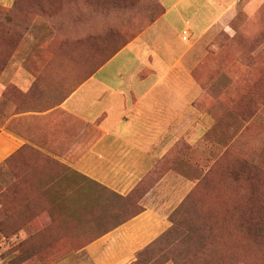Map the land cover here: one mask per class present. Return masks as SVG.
Returning <instances> with one entry per match:
<instances>
[{
	"label": "crops",
	"instance_id": "obj_1",
	"mask_svg": "<svg viewBox=\"0 0 264 264\" xmlns=\"http://www.w3.org/2000/svg\"><path fill=\"white\" fill-rule=\"evenodd\" d=\"M159 1L163 13L79 86L65 85L63 97L56 67L27 80L29 103L9 105L0 124V167L15 190L25 176L21 199L38 205L34 231L72 233L79 218L108 219L73 252L76 264H131L170 227L193 184L184 171L215 148L207 105L221 85L209 76L206 42L241 0Z\"/></svg>",
	"mask_w": 264,
	"mask_h": 264
},
{
	"label": "rangeland",
	"instance_id": "obj_2",
	"mask_svg": "<svg viewBox=\"0 0 264 264\" xmlns=\"http://www.w3.org/2000/svg\"><path fill=\"white\" fill-rule=\"evenodd\" d=\"M239 4L237 15L206 42L209 76L221 85L220 95L207 105L216 120L207 131L215 148L207 147L198 155V167L184 171L193 184L183 205L171 211L168 239L131 264H264V224H254L264 218V0ZM160 13L159 0H13L0 6V124L9 105L20 111L29 103L22 88L38 76L48 77L55 58L62 64L55 80L63 97L65 85L84 81ZM87 34L92 35L88 42ZM68 47L62 53L66 63L58 50ZM6 175L1 166L0 264H25L20 246L29 236L38 238L31 226H37L38 205L21 199L27 190L24 175L17 176V190L16 182L7 185ZM107 220L77 219L74 231L96 234ZM74 231L50 235L63 239L65 256L77 251ZM73 255L57 264H76L71 258L79 256Z\"/></svg>",
	"mask_w": 264,
	"mask_h": 264
},
{
	"label": "trees",
	"instance_id": "obj_3",
	"mask_svg": "<svg viewBox=\"0 0 264 264\" xmlns=\"http://www.w3.org/2000/svg\"><path fill=\"white\" fill-rule=\"evenodd\" d=\"M159 4L161 6V13L154 17L153 19L150 20L148 26H150L164 11V8L163 6L161 5L160 1H159ZM147 26V27H148ZM144 30V29H143ZM142 30V31H143ZM140 33V32H139ZM138 33V34H139ZM137 34V35H138ZM136 35V36H137ZM90 36H92L91 34H87L86 36V41L88 42L89 41V38ZM135 36V37H136ZM133 37V38H135ZM133 38H130L129 40H127L125 43L122 44L121 47H119L116 51L113 52L112 55H110V57H108L107 59H105V61L100 64L97 69L92 72L89 76H91L93 73H95L106 61H108L111 57H113L117 52H119L129 41H131ZM70 45L74 46L75 45V40L73 39L70 43ZM89 46V45H88ZM68 48H66V50L64 49H59L58 52H59V58H65L66 59V63L67 61H69L66 57H64L63 55L65 54V52H68ZM56 52V53H58ZM55 53V55H56ZM64 53V54H62ZM74 55H75V58L74 60H76V50L74 48ZM55 57V56H54ZM57 57V55H56ZM57 58H55L53 60V63L49 65V67H56V69L60 66L62 67L60 61L58 62L56 60ZM73 60V61H74ZM76 73V72H75ZM77 74V73H76ZM88 76V77H89ZM87 77V78H88ZM86 78V79H87ZM85 79V80H86ZM84 80V81H85ZM82 81V82H84ZM81 82V83H82ZM81 83H79L78 85H73V87L75 88V86H79ZM72 87V88H73ZM71 88V89H72ZM69 92V91H68ZM187 198V197H186ZM175 208V210L179 209L183 203L185 202V199ZM129 217H124L122 219H118L119 221L116 220V222H121L123 220H127ZM170 218V217H169ZM79 219H83V218H79ZM171 221V220H170ZM264 224V218H261L260 220H257V222H255L254 224L255 225H260V224ZM171 224H172V221H171ZM103 225V223H102ZM168 230V229H167ZM165 230L162 234H160L155 240H153L149 245H147L144 249L140 250L137 255H136V260L138 261L139 260V257L140 255H142L144 252H153L154 250H156L157 248L161 247L162 244L161 242H165L167 239H168V236L170 235V230ZM52 233H57V232H54L52 228H42L38 231H36V234L38 235V238L37 239H32L31 236H29L28 238L24 239L22 242H21V260L23 263L25 264H54L55 262H57L59 259H61L62 257H64L67 253H68V249H63V244H62V241L63 239H55V238H51L50 235ZM75 234V233H74ZM79 234V233H78ZM255 234L258 236V237H261L263 234L261 232V230H257L255 232ZM77 235V234H75ZM98 234H80V235H77L80 239V241H78L76 243V245H74V247H72L73 250H79L80 248L83 247V245H85L89 240H92L93 238H95ZM99 236V235H98ZM35 242H38V246L33 249V248H29L30 244L31 243H35ZM20 259V258H19Z\"/></svg>",
	"mask_w": 264,
	"mask_h": 264
},
{
	"label": "built area",
	"instance_id": "obj_4",
	"mask_svg": "<svg viewBox=\"0 0 264 264\" xmlns=\"http://www.w3.org/2000/svg\"><path fill=\"white\" fill-rule=\"evenodd\" d=\"M184 34H187V31L186 30L184 31Z\"/></svg>",
	"mask_w": 264,
	"mask_h": 264
}]
</instances>
